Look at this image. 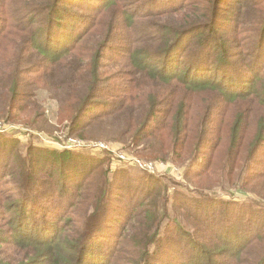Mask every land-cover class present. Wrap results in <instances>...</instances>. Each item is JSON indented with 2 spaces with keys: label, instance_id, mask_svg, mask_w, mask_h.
I'll list each match as a JSON object with an SVG mask.
<instances>
[{
  "label": "trees",
  "instance_id": "obj_1",
  "mask_svg": "<svg viewBox=\"0 0 264 264\" xmlns=\"http://www.w3.org/2000/svg\"><path fill=\"white\" fill-rule=\"evenodd\" d=\"M119 1L0 0V121L28 126L18 120L30 109L41 131L181 163L188 185L112 171L107 153L0 133V223L16 244L8 249L35 264H264V160L255 159L264 147V0H229L227 12L225 0H150V21L138 20L141 0L125 14ZM114 44L115 64L127 67L108 87ZM40 90L63 108V126L41 107ZM197 99L208 107L196 132ZM227 110V143L212 144ZM216 178L253 198L216 196Z\"/></svg>",
  "mask_w": 264,
  "mask_h": 264
},
{
  "label": "rangeland",
  "instance_id": "obj_2",
  "mask_svg": "<svg viewBox=\"0 0 264 264\" xmlns=\"http://www.w3.org/2000/svg\"><path fill=\"white\" fill-rule=\"evenodd\" d=\"M21 1V0H20ZM124 7L122 9L121 12H123V14H125L126 12H124L125 10H130L131 5L134 3L131 0H120L119 1ZM88 4V2H86ZM231 3V2H230ZM229 0H225V3L223 4V11L227 12V8L226 5H229ZM127 4H130V6H127ZM138 8L142 7V9L140 10H135L136 13H140L141 17L138 18L139 21H150L151 18L149 17V12H147L145 8H151L153 7L151 5L150 0H141L138 2ZM86 7V6H85ZM85 8H82V10H84ZM80 8H78L76 11L80 12ZM139 11V12H137ZM109 17H112L111 15H109ZM100 18V17H99ZM103 19V16H102ZM100 27V26H99ZM99 30V28H98ZM97 30V31H98ZM100 36V35H99ZM125 36V32L121 31L117 37H116V41L117 42H123L121 38H123ZM121 39V40H120ZM107 57L110 58V61L108 59H106V61H108V65H106L105 71L106 73V78L109 79L110 82H107L108 87H110V85L113 83L117 82L122 83V77L124 76V72H126V62L125 60H123V65L116 63L115 60H118L121 58L120 55V50H119V46L117 44L111 45L107 51ZM118 77V78H117ZM116 78V79H115ZM39 99L41 102V107L46 108L48 111V116L52 119H55L58 121L57 125L58 126H63V120L65 119L64 116V112H63V108L59 107V104H57V102H54L52 100V97L50 96L49 92H47V90H40L39 91ZM191 105L192 109L190 112V122L195 126L196 125V132L198 130L199 124L201 122L202 116L205 112V110L208 107V102H206L205 100L202 101L201 99H197L196 101H191ZM194 108V109H193ZM30 110V109H29ZM25 111L22 114H19L20 119L18 120V122L20 123H26V124H30L28 126H18V125H14L13 124H4L3 122L0 121V133L6 136H12V137H16L19 141H21L22 144L24 145H36V146H40V145H44L47 147H53V148H57L59 150H75V151H84L85 152H89L91 153L90 155L92 157L98 156L99 154H109V156L111 157V162H112V171H115V169H121L124 168L126 169L128 172H131L133 175L137 176V175H144L146 173L149 174H153V175H157L159 177L163 176V177H168L169 179H171L173 182L177 183L178 185L181 186H187L188 182L185 181V167L181 166L182 164H172V163H168V162H161V161H151V160H147L149 158L145 157V155H142L141 158L138 157V152L140 150H142L141 148H128L127 150L124 147V145L115 142V141H109L105 139H99V140H93L92 142H83L82 140L78 139V138H74L73 136H69L66 133H58L56 132L54 135L52 134L53 132V128H47V131L44 130H40L37 129V125L34 123V117H33V113L31 114L30 111ZM232 110H227L226 112V116H225V126L223 127V124L220 125V127L217 130H213L214 133L212 135H210V137L212 138L211 143H215L216 139L220 138L221 141H225V143H227L226 137H227V129L230 124L232 123L231 121H229L232 117L233 114H231ZM233 113V112H232ZM59 116V117H58ZM254 116H250L248 118V122L251 124V120L253 119ZM222 120L217 117L214 119V123L215 125H219L220 122ZM229 124V125H228ZM215 126H213V129ZM222 127L224 128V130H222ZM252 127L254 129V125L252 124ZM222 131V132H221ZM249 134H251V136H253V132H249ZM109 138L111 137L108 136ZM194 143H191L190 146H193ZM221 149L224 148L223 144H221ZM249 147V143H246L245 146H243V151H247V148ZM130 149V150H129ZM135 155H132V154ZM210 153V152H209ZM208 153L207 155V159H209V157L211 156ZM137 155V156H136ZM224 153L220 154V158H223ZM106 157L104 155H101V157ZM206 159V160H207ZM257 160V164L260 163V161L264 160V147L259 151L258 155L255 158ZM145 164L149 165L152 167L151 171H147L144 170L143 168L145 167ZM242 165V164H241ZM240 165V166H241ZM258 166V165H257ZM259 169H262L261 166L258 167ZM113 174L110 176V179H112ZM264 178V177H262ZM261 178V179H262ZM219 179L221 178H216L214 179V181H210L211 185H214L217 183V185L214 187V194L218 197H222L225 199H228L229 196L233 195V197L238 198V199H246L248 197L253 198V195L245 192L244 190L235 188L233 186H229L226 185L224 187L221 186V183L219 182ZM219 183V185H218ZM178 187V186H176ZM1 188V187H0ZM191 189H193L192 187H190ZM240 191L239 193H236ZM262 193H264V189H262ZM242 201V200H241ZM71 217L73 219L76 220V227H78L79 221H80V215L77 213V209L75 208L72 212H71ZM73 227V223L70 224L69 230L67 234H70L72 237H74L75 235H77V231L74 233V229ZM7 225H3L2 223H0V236H3L5 239L4 242L0 243V257L3 256H7L8 259L10 261H8L7 263L9 264H35L33 262H24L22 259L21 254L17 257H14V250L8 249V246H16V244L12 243V232H10L9 230H6ZM56 234V231H52L51 234L48 235L49 237H53ZM6 247V248H5ZM65 249H68V251H71V247L69 245L64 246ZM11 248V247H10ZM5 249V250H4ZM8 249V250H6ZM11 255L10 257L8 255ZM100 258L96 257L93 261V263L95 264ZM91 262V261H89Z\"/></svg>",
  "mask_w": 264,
  "mask_h": 264
},
{
  "label": "built area",
  "instance_id": "obj_3",
  "mask_svg": "<svg viewBox=\"0 0 264 264\" xmlns=\"http://www.w3.org/2000/svg\"><path fill=\"white\" fill-rule=\"evenodd\" d=\"M144 170L151 171L152 167L145 164V167L143 168Z\"/></svg>",
  "mask_w": 264,
  "mask_h": 264
}]
</instances>
